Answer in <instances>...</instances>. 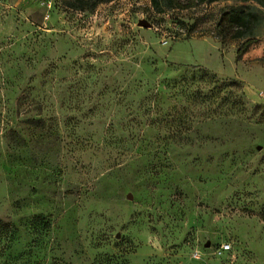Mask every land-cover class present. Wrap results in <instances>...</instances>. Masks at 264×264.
I'll use <instances>...</instances> for the list:
<instances>
[{
	"label": "rangeland",
	"instance_id": "1",
	"mask_svg": "<svg viewBox=\"0 0 264 264\" xmlns=\"http://www.w3.org/2000/svg\"><path fill=\"white\" fill-rule=\"evenodd\" d=\"M71 3L0 0V264H264V34Z\"/></svg>",
	"mask_w": 264,
	"mask_h": 264
},
{
	"label": "trees",
	"instance_id": "2",
	"mask_svg": "<svg viewBox=\"0 0 264 264\" xmlns=\"http://www.w3.org/2000/svg\"><path fill=\"white\" fill-rule=\"evenodd\" d=\"M110 0H73L71 6L79 11L90 10L97 4ZM155 12L168 9L190 8L202 3L224 0H149ZM225 7L216 24L215 38L221 44L227 40H239L236 49L237 59L264 34V0H231Z\"/></svg>",
	"mask_w": 264,
	"mask_h": 264
},
{
	"label": "water",
	"instance_id": "3",
	"mask_svg": "<svg viewBox=\"0 0 264 264\" xmlns=\"http://www.w3.org/2000/svg\"><path fill=\"white\" fill-rule=\"evenodd\" d=\"M139 25H142L144 27H148L149 26V23L142 20V21L139 22ZM129 198H131V196H129Z\"/></svg>",
	"mask_w": 264,
	"mask_h": 264
},
{
	"label": "built area",
	"instance_id": "4",
	"mask_svg": "<svg viewBox=\"0 0 264 264\" xmlns=\"http://www.w3.org/2000/svg\"><path fill=\"white\" fill-rule=\"evenodd\" d=\"M227 248H229V245H228V244H224V245H222V250H225V249H227Z\"/></svg>",
	"mask_w": 264,
	"mask_h": 264
},
{
	"label": "crops",
	"instance_id": "5",
	"mask_svg": "<svg viewBox=\"0 0 264 264\" xmlns=\"http://www.w3.org/2000/svg\"><path fill=\"white\" fill-rule=\"evenodd\" d=\"M218 44H219V46H220V48H221V43L218 42ZM223 50H225V49H223ZM235 52H236V51H235ZM245 53H250V50H248V51L245 52Z\"/></svg>",
	"mask_w": 264,
	"mask_h": 264
}]
</instances>
